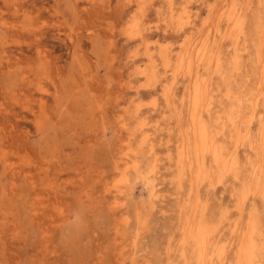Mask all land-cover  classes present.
I'll return each mask as SVG.
<instances>
[{
    "label": "rangeland",
    "instance_id": "rangeland-1",
    "mask_svg": "<svg viewBox=\"0 0 264 264\" xmlns=\"http://www.w3.org/2000/svg\"><path fill=\"white\" fill-rule=\"evenodd\" d=\"M263 80L264 0H0V264H264Z\"/></svg>",
    "mask_w": 264,
    "mask_h": 264
},
{
    "label": "bare ground",
    "instance_id": "bare-ground-1",
    "mask_svg": "<svg viewBox=\"0 0 264 264\" xmlns=\"http://www.w3.org/2000/svg\"><path fill=\"white\" fill-rule=\"evenodd\" d=\"M240 23H235V27H238V25H239ZM241 26V25H240ZM240 30H241V28L240 27H238ZM237 32V31H236ZM239 32V31H238ZM228 40V39H227ZM235 59V58H234ZM188 68L190 69V66H188ZM234 73V72H233ZM263 82H264V80H263ZM263 84V83H262ZM260 88V87H259ZM259 90V89H258ZM195 92H198V91H195ZM261 92V91H260ZM199 93H196V99H195V101H198L199 100V95H198ZM219 94V93H218ZM260 96V95H259ZM237 98V97H236ZM257 98V97H256ZM233 98H231V100H232ZM259 99V98H258ZM233 101V104H235L234 103V100H232ZM239 101V100H238ZM229 102H231V101H229ZM243 103V102H242ZM257 103V102H256ZM244 104V103H243ZM213 105V104H212ZM255 105V104H254ZM235 106V105H234ZM233 106V107H234ZM231 104H230V110H231ZM236 109L235 110H233V111H231L230 112V114H229V116H228V121L231 123V125L233 126V127H236V128H238L239 129V126H240V122H242V118H243V111H242V104H241V102H239V104H238V106L237 107H235ZM233 109V108H232ZM200 120V119H199ZM252 122V121H251ZM198 125V124H197ZM197 127H199V129H198V131H199V135L200 136H202L201 138H202V140L204 141V142H206V143H209V141H212V139L210 138L211 136L207 133V127H206V125H205V123L204 122H201V124H199V126H197ZM235 128V129H236ZM232 129H234V128H232ZM237 130V129H236ZM235 130V131H236ZM241 130V129H240ZM237 132V131H236ZM248 132V131H247ZM227 133V132H226ZM239 132H237V134H238ZM236 134V135H237ZM234 135V134H233ZM251 135V134H250ZM233 137V136H232ZM248 138V137H247ZM232 141V140H231ZM234 142H232V144H233ZM251 144V143H250ZM210 147H212V146H210ZM235 147V146H234ZM208 150V149H207ZM234 150H235V148H234ZM212 155H213V158H214V162H215V165H216V167H217V170H218V168L219 169H221V168H228V167H230L231 165H232V163L233 162H235L236 164H237V161H234V159L233 158H226V159H224L223 157H221V155H220V148L219 147H216V149H215V151H214V149H213V151H212ZM237 155V154H236ZM230 156H231V154H230ZM233 157H235V155L233 156ZM249 164V163H248ZM233 166V165H232ZM238 166V165H237ZM256 167V166H255ZM231 168V167H230ZM234 168V167H233ZM252 168V167H251ZM254 168V167H253ZM223 169H221V170H223ZM237 170V169H236ZM235 170V171H236ZM220 172H222V171H220ZM219 172V173H220ZM255 172H258V171H255ZM253 173H254V171H253ZM253 175V174H252ZM252 175L250 176V177H252ZM150 179V178H149ZM146 183V182H145ZM234 183V182H233ZM209 185V184H208ZM211 186V185H210ZM250 195V194H249ZM261 198V197H260ZM186 204V203H185ZM202 220V219H201ZM200 223V222H199ZM204 225V224H203ZM200 226H202V225H200ZM198 230H200V228H198L197 229V231ZM202 231V230H201ZM196 233V232H195ZM200 233V232H199ZM197 234V233H196ZM206 234V233H205ZM202 234H200V236H201ZM204 235V234H203ZM207 235V234H206ZM195 237H196V235H194ZM199 236V235H198ZM199 236V237H200ZM203 238H200V239H197V240H199V241H197L198 243H199V245H200V250H199V252H200V255H206V250H207V245H208V243L207 242H209V240H207L206 238H204V236H202ZM206 237V236H205ZM210 239V238H209ZM195 241V240H194ZM197 242H196V244H197ZM195 244V245H196ZM191 245V244H190ZM198 245V244H197ZM199 247V246H198ZM219 247H221V246H219ZM253 244H251L250 243V246L248 247V250L250 249V252L249 253H245V250H242L241 249V251L239 252V254H238V261H237V264H257L256 262H255V255H254V252H253ZM194 256V255H193Z\"/></svg>",
    "mask_w": 264,
    "mask_h": 264
}]
</instances>
